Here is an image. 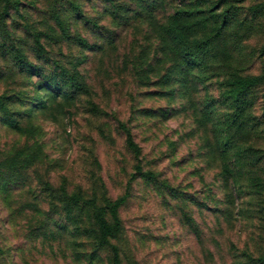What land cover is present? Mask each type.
<instances>
[{"label": "rangeland", "instance_id": "1", "mask_svg": "<svg viewBox=\"0 0 264 264\" xmlns=\"http://www.w3.org/2000/svg\"><path fill=\"white\" fill-rule=\"evenodd\" d=\"M253 77L255 162L234 174L225 91ZM113 246L263 264L264 0H0V264H114Z\"/></svg>", "mask_w": 264, "mask_h": 264}, {"label": "trees", "instance_id": "2", "mask_svg": "<svg viewBox=\"0 0 264 264\" xmlns=\"http://www.w3.org/2000/svg\"><path fill=\"white\" fill-rule=\"evenodd\" d=\"M19 2V1H18ZM225 16H227V12L223 13ZM29 72H32V70L28 69ZM35 74H37L35 72ZM41 76V73H38ZM43 77V76H42ZM48 84H55L56 80L52 78H45ZM260 80L259 77H253V78H237L232 82L231 87L225 91V93H228V95L231 96L232 100H229V104L232 106L233 111L228 117L227 121L224 123L223 127V135L225 137V142L223 143L225 147L228 148H234L235 152H238L237 155L234 158V163L236 170H234V174L239 172V170L243 168L250 169V166H254V160L253 158L248 154V158L241 157V149L238 147V142L243 136V132L248 128L249 126H252L249 120V115L246 112L248 104L245 102V100L242 98V94L244 89ZM63 92V91H62ZM112 234L111 227L107 225V223L102 224L101 227V236L104 241L108 240V236ZM113 250V262L114 264H121L119 257H118V250L115 246L112 247ZM257 262H263L264 264V258L259 257L257 259Z\"/></svg>", "mask_w": 264, "mask_h": 264}]
</instances>
